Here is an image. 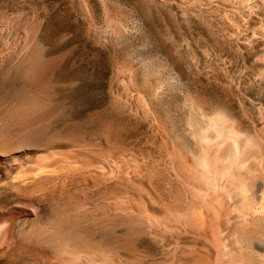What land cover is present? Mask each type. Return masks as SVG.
Instances as JSON below:
<instances>
[{
    "label": "rangeland",
    "instance_id": "rangeland-1",
    "mask_svg": "<svg viewBox=\"0 0 264 264\" xmlns=\"http://www.w3.org/2000/svg\"><path fill=\"white\" fill-rule=\"evenodd\" d=\"M0 133V196L93 264H264V0H0Z\"/></svg>",
    "mask_w": 264,
    "mask_h": 264
},
{
    "label": "bare ground",
    "instance_id": "bare-ground-1",
    "mask_svg": "<svg viewBox=\"0 0 264 264\" xmlns=\"http://www.w3.org/2000/svg\"><path fill=\"white\" fill-rule=\"evenodd\" d=\"M216 123L218 127H215V132L208 136V141L219 146L223 141L230 140L233 150L237 154L243 155L240 133L224 118L216 120ZM205 136L207 138V135ZM242 159L225 154L219 160L222 168L221 173L234 172L238 167L237 164L242 163ZM196 161L204 175L211 176L213 172H216L218 161L214 164L208 156H202L201 162ZM15 167L14 153L8 148V144L5 143L0 133V182L3 178H10L11 185L17 184L18 181L12 176ZM258 198L259 208L264 211V187L258 193ZM20 208L23 210H19ZM38 217L39 214L36 210H30L29 203L16 200L12 197V193L6 198L0 196V264H93L101 258L92 247H81L70 241L71 239H64L65 237L56 239L58 233L52 234L55 235L54 237L47 236L48 233L35 228V220ZM60 236L62 235L60 234ZM83 254L85 258L82 257ZM102 259L100 262L104 261Z\"/></svg>",
    "mask_w": 264,
    "mask_h": 264
}]
</instances>
